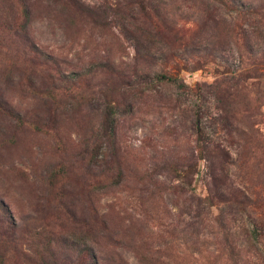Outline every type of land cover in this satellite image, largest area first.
Here are the masks:
<instances>
[{"label":"rangeland","instance_id":"rangeland-1","mask_svg":"<svg viewBox=\"0 0 264 264\" xmlns=\"http://www.w3.org/2000/svg\"><path fill=\"white\" fill-rule=\"evenodd\" d=\"M93 259L264 264V0H0V264Z\"/></svg>","mask_w":264,"mask_h":264},{"label":"trees","instance_id":"trees-1","mask_svg":"<svg viewBox=\"0 0 264 264\" xmlns=\"http://www.w3.org/2000/svg\"><path fill=\"white\" fill-rule=\"evenodd\" d=\"M23 14H24V20H25V22H28V20H29V10H28L27 6H24ZM159 79L161 81H168V82L173 81L171 78H167L166 76H160ZM93 261H94V264H97V261H95L94 259H93Z\"/></svg>","mask_w":264,"mask_h":264}]
</instances>
